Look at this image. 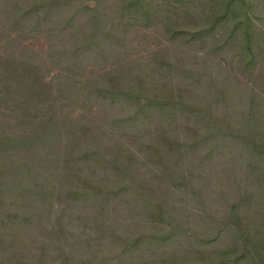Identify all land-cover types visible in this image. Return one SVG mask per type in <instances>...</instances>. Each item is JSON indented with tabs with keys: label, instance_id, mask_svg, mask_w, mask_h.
Instances as JSON below:
<instances>
[{
	"label": "rangeland",
	"instance_id": "1",
	"mask_svg": "<svg viewBox=\"0 0 264 264\" xmlns=\"http://www.w3.org/2000/svg\"><path fill=\"white\" fill-rule=\"evenodd\" d=\"M130 1L140 6L120 12ZM204 30L193 40L187 33ZM169 137L190 185L164 176L156 153ZM246 137L264 145V0H0V264H78L79 239L96 236L93 207H107L96 242L106 264H116L124 242L154 233L164 200L182 208L174 215L189 231H212L204 212H221L245 181L263 195L264 154L251 153ZM107 150L136 158L145 197L59 195L81 168L96 183ZM252 210L264 205L256 198ZM58 216L60 244L51 233ZM216 231L212 248L232 243ZM179 240L154 245L156 261L188 256L196 239ZM61 249L74 258L63 262Z\"/></svg>",
	"mask_w": 264,
	"mask_h": 264
},
{
	"label": "trees",
	"instance_id": "2",
	"mask_svg": "<svg viewBox=\"0 0 264 264\" xmlns=\"http://www.w3.org/2000/svg\"><path fill=\"white\" fill-rule=\"evenodd\" d=\"M52 2L54 3V1H51L50 3H46L45 6L43 5L44 10H50L53 6ZM36 5L37 2L34 1L32 7L36 9ZM139 6V3L130 1L127 5H123L119 10L121 12L131 7L135 8ZM224 8L227 10V13L229 11L227 7H223L221 11H225ZM220 15L225 16L224 14ZM97 29L98 28H93V30L84 33V45L91 44L92 41L90 40L94 36ZM205 31L208 30H204L202 32L191 31L192 33H187L191 37V40H193V37H200L199 34H205ZM107 34H110V32H107ZM181 34L184 33L182 32ZM244 36L245 44L250 43L251 36L249 35V31L244 32ZM78 49L80 50V48ZM74 53H78L77 49ZM25 78H29V76L27 75ZM166 85L167 83L164 84V87H166ZM167 86L170 87V84ZM111 91L115 94L121 93L119 90ZM138 91L144 90L141 89V87H138ZM164 91H166V88ZM126 94L127 96L130 95L128 92H126ZM135 96L138 97V95ZM164 97V107H170V102L173 103V100H168L166 95H164ZM170 138L171 137L164 139V153H161L160 151H157L156 153L158 160H160V162L164 161V176L169 178L172 186L178 185L180 182H182L183 185H190L191 178H188L189 175H185L183 170H180L179 167L177 168L180 164V159L172 161V154H174L175 151L174 147L169 146V144H172ZM252 138L253 137H246L244 139V144L247 146L250 145ZM198 142L199 141H194L191 145H188L196 146ZM262 142L263 141H259L257 143L252 142L254 150H251V153H254L256 156L264 154L262 152L264 145L259 146V143ZM96 153H99V151ZM92 154L93 152L91 150L85 152V156ZM112 154L113 156H111ZM115 154L116 152L113 153L112 150H107L104 151L103 155H101L99 160L101 161L103 159V170L96 175V183H94L95 181H93V179L86 177V173H83L81 168L79 181H74L71 185L72 187H69V190L62 191L59 195H62L67 200L78 202L92 199L98 195L109 196L117 193L119 190L127 194L129 197H132V203L137 197H145V194L149 189L141 182L142 180L139 178V174L136 171V158L131 153H126V155L122 157ZM73 156L74 162H77L78 160L83 161L82 157L80 159L77 158L80 155L75 154ZM253 163L250 160L247 161L245 164L246 172H250L252 170ZM248 178L250 177H247V179ZM249 183V181L244 182V184L239 188L238 197L231 202H227L221 212H204V214H207V216L213 219L215 225L212 228V231L204 232L203 235L198 234L197 236L196 233L189 231V228L184 227V224L181 221H178L177 217L174 215V211H182V208L178 207L175 209L174 205L166 203L164 200L163 206L154 208L158 220L154 221V227L151 228L157 235L155 236L154 233H147L143 234L142 237H133L130 241L124 242L123 248L117 252L119 255L117 254V257H114V259L117 258L116 264H119V262L122 264H264V210L262 213H256L252 210V206L256 202V198L259 206L264 205V188L262 189L263 195H260L258 194L257 189L252 190V185ZM194 189L195 186L193 187V190ZM199 199L201 200L202 197L199 196ZM138 203L139 202H137V204ZM148 207H150V205L147 202L144 203V207L142 208L141 205L138 204V209H140L142 213L143 211L148 212ZM246 208H249V211H245ZM106 213L107 207L104 210L103 208L98 209V207H93V212L90 214L88 224L94 225L93 229L96 228L98 232L94 231L96 236L92 237L90 234H86L83 238L79 239V245L81 246V249H84V253L78 258V264L83 261L82 257H85V255L90 257V260L87 261L88 264H106V259H104L103 255L99 252V246L96 244L100 238V234L98 233H100L103 229V218ZM231 217H233L232 224L230 223ZM65 225L66 223L64 222V217L58 216L51 231L52 236L57 237V244L61 243L58 239L62 234ZM216 229V235L214 236L219 237L226 231L229 234L224 235H226V237H230L232 239V243L223 245L221 248H212L211 245L214 242L213 234ZM181 237L185 240H190L192 238L196 239L195 245L193 242L190 243L188 256L182 258L180 255H171L163 261L157 262L154 252L151 250L152 247L160 243H164L165 246L167 242L169 243L173 239H175V241L178 240L179 243V239ZM145 246H147V249L149 250V255L146 259L143 256V254L147 256L148 252ZM134 250H138L140 253L132 255L131 253H134ZM60 258L63 262H67L69 259H73L74 256L72 251L65 252L61 249Z\"/></svg>",
	"mask_w": 264,
	"mask_h": 264
}]
</instances>
